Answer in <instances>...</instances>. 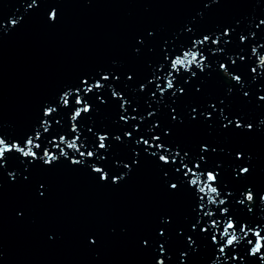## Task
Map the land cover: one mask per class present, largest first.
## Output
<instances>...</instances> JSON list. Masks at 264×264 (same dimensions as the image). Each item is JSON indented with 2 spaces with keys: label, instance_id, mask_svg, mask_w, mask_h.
<instances>
[{
  "label": "water",
  "instance_id": "95a60500",
  "mask_svg": "<svg viewBox=\"0 0 264 264\" xmlns=\"http://www.w3.org/2000/svg\"><path fill=\"white\" fill-rule=\"evenodd\" d=\"M31 3L0 0V20L4 22L0 24V136L9 143L19 140L23 146L39 129L43 138L37 142L43 147L36 150L38 155L43 156L44 148L59 155L49 141L61 135L72 140L77 135L71 131V115L78 107L75 89L79 87L93 110L77 121V143L83 145L81 151H96L97 156L81 165L61 157L49 166L13 152L0 161V264H157L159 259H165V264H213L217 257L224 261L211 242L216 234L211 220H221L222 233L226 219L217 209L219 201L209 204L205 197L203 211L210 210L215 216L204 217L193 231L191 224L203 213L195 188L181 179L182 173H175L180 157H175L174 165L158 159L159 154L171 158L176 151L181 157L189 154L190 167L201 163L194 170L205 173L202 179L206 180L207 171L219 172L216 186L225 200L220 207H229L238 224L237 235H243L239 232L242 222L264 227L260 199L264 196V101L259 99L264 96V68L259 67L262 57L252 54L257 47L264 55V47H260L264 45V25L256 27L264 20V0H36L28 8ZM54 8L58 17L52 21L49 14ZM11 18L19 20L17 26L9 23ZM226 28L231 30L230 36L223 35ZM204 35L212 40L219 36L221 42L209 41L200 47L210 65L201 71L193 59L199 53L181 55ZM241 35L247 40L241 42ZM166 56H176V67L197 74L190 81L189 72L174 74L175 97L172 90L164 96L157 91L155 84L166 87V81L149 83L154 75L164 77L171 70ZM220 63L241 75L243 85L225 76ZM253 67L256 73H252ZM103 75L110 79L103 81ZM85 79L89 85L100 80L105 87L84 93ZM141 84L147 85L143 91ZM70 89L71 103L64 107L60 97ZM113 90L129 101L127 111L121 109L122 101L113 97ZM213 103L215 110L210 107ZM48 106L58 109L52 117L43 115ZM221 110L232 121L227 128ZM149 112L154 115L148 116ZM206 112L212 113L211 119ZM122 115L137 119L125 123ZM44 119L51 124L47 133L40 127ZM237 119L243 127H236ZM128 131L131 138L124 135ZM99 135L109 137L107 151L99 149ZM156 135L171 152L152 157L148 153L157 149L136 143L141 136L158 143L152 139ZM116 136L122 140L117 141ZM203 146L208 148L206 153L201 152ZM61 147L70 158L81 159L66 145ZM237 153L243 158L237 159ZM200 155L205 156L204 161L199 160ZM93 164L104 168L110 178L101 180L92 171ZM240 167H248L250 172L237 179ZM114 176H120V181L113 182ZM171 183H180V190H172ZM248 188L254 192L251 213L247 202L244 207L236 204L239 193ZM228 191H232L231 197ZM208 195L215 199V193ZM205 226L207 234L199 230ZM189 235L195 246L188 243ZM248 239L255 243V236L249 234L238 248L227 249L229 257L239 255L242 261L229 259L226 264H262L259 256L249 255ZM161 244L165 245L163 254ZM185 252L187 256L182 257Z\"/></svg>",
  "mask_w": 264,
  "mask_h": 264
},
{
  "label": "snow or ice",
  "instance_id": "6c2138e0",
  "mask_svg": "<svg viewBox=\"0 0 264 264\" xmlns=\"http://www.w3.org/2000/svg\"><path fill=\"white\" fill-rule=\"evenodd\" d=\"M35 4H36V0H32V3L28 5V8H32L33 5H35ZM57 17H58V11L54 8L51 10V12L49 14V18L52 20H56ZM2 23H4V22L2 20H0V24H2ZM9 23L13 27H15L18 25L19 20L15 19V18H11ZM261 25H264V20H260L259 24L256 27L259 28ZM223 35L224 36H230L231 30L226 28L223 32ZM252 35H253V37H255V33H252ZM245 40H247V37L241 35L240 41L244 42ZM209 41H211V43L216 44V45H219L221 42L219 36L215 40H212L211 36L204 35L203 39L193 41L192 47L189 48L188 50L183 51V54L181 56H183L186 52L199 53V56L193 57V59L196 61V64H197L196 68H199L201 71H204L205 67H210V65L206 64L208 57L204 56L203 53L199 49L201 46L205 45ZM225 43L226 44L230 43V41H225ZM260 47H264V45H260ZM193 49H196V50H193ZM216 51L223 53L224 49L223 48H217ZM252 54L256 55L258 57L264 58V55H260L258 53L257 47L252 48ZM239 59L244 60V57L240 56ZM168 60H170V62H171V70L168 71L167 73H165L164 77L154 75L153 79L149 80V83L151 84L155 81H161V80L166 81V87L162 83H156L155 84L157 91H159L161 96H164L169 90H172V95L175 97L176 96V85L174 82L176 80V76L174 74L180 73L181 70H183L184 72H189L190 73L189 81H190L191 77H195L197 74L194 71H191V70L186 71L184 68L176 67L174 64V62L176 61V56L174 59L166 56L165 61L167 62ZM231 62H232V64H235L236 60L232 59ZM163 67L164 66L161 65L159 70L163 71ZM259 67L264 68V59L260 60ZM219 68L225 74V76L230 77L237 84L243 85V80H242L241 75H234L232 72H230L227 63H220ZM251 71H252V73H256L257 68L253 67L251 69ZM101 79L103 81H108L110 79V76L109 75H103L101 77ZM117 79H119V77H117ZM128 79H132V77L129 76ZM82 84L84 85V88H83L84 93H92L94 90H101L105 87V84L101 83L100 80H97L95 84L89 85V81L87 79H85L82 81ZM146 87H147V85L141 84L140 85L141 91H143ZM184 91H185V89L183 87H181L179 89V92L181 94H183ZM197 91H199V89H197ZM229 91H231V89H229ZM72 95H73V91L71 89L64 92V94L60 97V103L64 107H69L70 103H71L70 97ZM75 95H76L75 104L78 107L75 109V111L71 115V120H72L71 131L73 133H77V135L72 140H69L66 136L61 135L58 140L53 138L51 141H49V143L53 147H55L56 149L59 150V155H57V153L55 151H52L50 148H44L42 157L38 155V152L36 150L41 149L43 147V145L41 143H38L37 141L42 140L43 133H41L39 129H36L34 131V135L28 136V138L25 141L23 146L21 145L19 140L13 141L12 143H9L3 136H0V145L7 146L5 148V150L2 152V154H0V161H6L9 157V154H11L13 152L19 153L22 157H24L26 159H30V161L43 160V163L45 165H49V166L52 165L54 162H58L61 157H64L65 159H70L71 163L73 165H81L84 163L85 159H87V158H96V156H97L96 151H87V152L81 151V148L83 147V145L77 143V141H80V134H79V128H78L77 121L79 120V118L82 117V114L91 113L93 108H92V105L90 103H88L83 98V96L81 95V89L79 87H77L75 89ZM112 95L114 98H117V99L122 101L120 107L123 111H127V106L129 105V101L124 98L123 94L113 90ZM244 95L248 96V93L245 92ZM152 97L154 99L156 98V92L152 93ZM100 99H101V102L103 103L104 102L103 98L101 97ZM259 99L261 101H264V96H260ZM220 103H223V101H221ZM210 107L213 110H215L217 105L213 103L210 105ZM57 111H58V109L56 107L48 106L44 109L43 115H44V117H52L54 114L57 113ZM172 111L175 112V109H172ZM192 112L195 114V113H197V110L194 108V109H192ZM153 115H154V112L148 113V116H150V117ZM221 116L223 117L224 120L228 121V123H226L224 125V127L227 128L229 126V124L232 123V121L228 119V116L224 115L223 110H221ZM195 118H196V115H193V119H195ZM206 118L211 119L212 113L206 112ZM120 119L122 121H124L125 123H127L129 119L135 120L137 118L135 116L129 117L126 115H122L120 117ZM173 119H176V117L173 116ZM141 120H143V118H141ZM56 123L59 124L60 121L57 120ZM158 126L159 125H156V127H158ZM40 127L43 128V131L45 133H47L49 131V128L51 127L50 121L48 119H44L40 123ZM236 127L237 128L243 127V125L241 124L239 119L236 120ZM247 127L249 129H251L252 125L248 124ZM136 130L139 131L138 125L136 127ZM90 131H91V129H90ZM124 135L131 138L132 132L131 131L125 132ZM166 135H167V133H166ZM98 138H99V142H100L99 143V149L107 151L108 145L106 144V141L109 139V137L107 135H99ZM115 139L117 141H121L122 137L116 136ZM152 139L154 141H157L158 143H151L148 139H144L143 136H141L140 139L137 140L136 143L138 145L142 143V144L146 145L147 148H149V149H151V148L157 149V151H153V152L148 153L152 157H156L158 152L159 153L171 152V149L167 148L164 143H160L161 136L156 135V136H153ZM61 145H66V148L72 149L74 152L79 153V156L81 157V159L70 158L68 151H65V148L61 147ZM207 151H208L207 146H203L201 148L202 153H206ZM136 155H139V153H136ZM175 157H180V161H179L180 166L175 168V173L176 174L182 173L181 179H187L188 185L190 187L195 188L196 194L198 196V207H199L200 212L203 213V216L197 217L196 220L191 224L192 230L195 231L197 229V227L200 224V221L204 217L211 218V217L215 216V214L212 213L210 210L209 211H203L204 208L206 207V205L204 203L206 196L208 197V203L209 204L216 203L217 200L219 201V203L217 204V209L219 210V212L222 216L226 217V219L223 220L224 221V227H223L222 233L219 232V225L221 224V220H217V219L211 220L210 226L216 230V234H213L211 236V242L214 245L218 246V251H219L220 255L224 257V261H220V258L217 257V260L214 261L213 264H226V262L229 259L234 260V261H242V258L239 255H233L232 257H229L227 254V249L238 248L239 245L241 244L242 240L247 239L249 234L255 236V243L254 244H253V241L251 239L247 240L248 245H251L249 255L252 257L259 256L262 264H264V243H262V241H264V236L261 235V233H264V227H261L260 224H258V223L255 225V227H249L248 222H242L240 224V227H239V232L243 233V235L242 236L237 235L238 224H237L236 219H234L233 216L230 214L229 207H227V206L226 207H220V205H225V200L220 198L222 196V193H221L220 189L216 186L219 183V175H220L219 172L215 171V170L207 171L206 180L202 179V177L205 175V173L194 170V168L196 170H199L201 168V163L197 162L194 164V168L190 167L189 163H191V159H190L189 154L187 152H185L184 155L181 157L180 151H176L174 153V156L171 158L169 155L159 154L158 159L164 165H174L177 163ZM236 158L242 159L243 154L237 153ZM100 159L103 160V159H106V157H100ZM199 160L204 161L205 156L200 155ZM185 161H188V162L186 163ZM137 163H138V161H137ZM124 166L127 168L131 167V165H124ZM92 171L99 174L101 180L107 181L110 178L108 172L105 171L104 168L96 166L95 164L92 165ZM249 172H250V169L248 167H240L238 169V171L235 173V176L237 179H239V177L241 175L248 174ZM209 173L212 174L211 178L209 177ZM11 175L13 176V178H15V173H12ZM163 175L165 177H167L169 175V172L165 171L163 173ZM189 176H191L190 179H188ZM193 177H195V179H193ZM120 179H121L120 176L112 177L113 182H119ZM201 180L203 181V183H199V181H201ZM210 180H211V183L209 182ZM180 187H181L180 183H171L170 184V188L174 191H179ZM208 192L215 193V199L214 200L211 197H209ZM253 193H254L253 190L251 188H248L246 191H241L239 193V196L241 198L236 199V204H238L241 207H244L245 202H247V210L249 213L252 212L251 205L253 203H250V202L253 201ZM232 195H233L232 191H228V196L231 197ZM260 199L262 202H264V196H261ZM199 230H200V232L207 234L209 229L207 226H205V227L200 228ZM217 233H219V237H220L219 240L217 239ZM160 235L163 236L164 232L161 231ZM225 237H227L226 240H225ZM187 240H188V243L190 245L195 246L196 241L193 239V237L191 235H189L187 237ZM221 241H224V243L221 244ZM233 245H235V247H233ZM160 251L162 254L165 252V245L164 244L160 245ZM186 256H187L186 252L182 253V257H186ZM165 262H166L165 259H159L157 261V264H165Z\"/></svg>",
  "mask_w": 264,
  "mask_h": 264
},
{
  "label": "clouds",
  "instance_id": "9594fccd",
  "mask_svg": "<svg viewBox=\"0 0 264 264\" xmlns=\"http://www.w3.org/2000/svg\"><path fill=\"white\" fill-rule=\"evenodd\" d=\"M52 20V19H51ZM52 21H55V20H52ZM261 59H264V58H261ZM7 146H5L4 148H0V154H2V152L5 150Z\"/></svg>",
  "mask_w": 264,
  "mask_h": 264
}]
</instances>
